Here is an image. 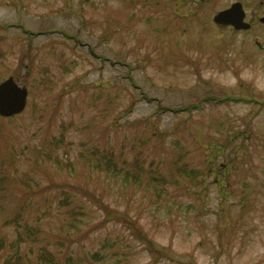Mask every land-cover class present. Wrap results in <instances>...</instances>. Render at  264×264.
<instances>
[{"label":"rangeland","instance_id":"obj_1","mask_svg":"<svg viewBox=\"0 0 264 264\" xmlns=\"http://www.w3.org/2000/svg\"><path fill=\"white\" fill-rule=\"evenodd\" d=\"M235 1L0 0V83L29 91L0 264H264V25L217 24Z\"/></svg>","mask_w":264,"mask_h":264},{"label":"water","instance_id":"obj_2","mask_svg":"<svg viewBox=\"0 0 264 264\" xmlns=\"http://www.w3.org/2000/svg\"><path fill=\"white\" fill-rule=\"evenodd\" d=\"M245 11L241 2H235L230 7L219 11L214 20L217 23L233 24L236 28H247L249 24L244 21ZM28 89L20 86L10 76L0 84V114L11 116L23 111L27 104Z\"/></svg>","mask_w":264,"mask_h":264},{"label":"flooded vegetation","instance_id":"obj_3","mask_svg":"<svg viewBox=\"0 0 264 264\" xmlns=\"http://www.w3.org/2000/svg\"><path fill=\"white\" fill-rule=\"evenodd\" d=\"M264 9V0H260L259 3L257 4V8L255 9L254 13H248L245 9V16L244 18L251 24V26L247 29H251L253 28V26L256 24V19L259 20L260 25H264V12H262L260 15H257V11L260 10V11H263Z\"/></svg>","mask_w":264,"mask_h":264},{"label":"trees","instance_id":"obj_4","mask_svg":"<svg viewBox=\"0 0 264 264\" xmlns=\"http://www.w3.org/2000/svg\"><path fill=\"white\" fill-rule=\"evenodd\" d=\"M189 109H191V108H189ZM193 110V109H192Z\"/></svg>","mask_w":264,"mask_h":264}]
</instances>
